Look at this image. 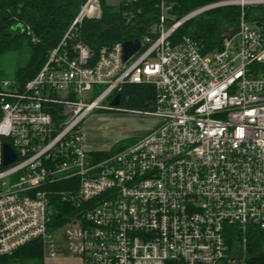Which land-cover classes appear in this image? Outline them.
Here are the masks:
<instances>
[{"label": "built area", "instance_id": "2783aa9c", "mask_svg": "<svg viewBox=\"0 0 264 264\" xmlns=\"http://www.w3.org/2000/svg\"><path fill=\"white\" fill-rule=\"evenodd\" d=\"M117 1L141 40L130 59L125 41L67 40L101 17L102 1L87 0L33 79L0 80V258L38 239L46 257L68 250L83 264H250L249 228L264 233V25L249 11L264 0H213L179 18L177 0H157L139 23L143 0ZM220 8L238 10L237 28L205 53L190 23ZM128 84L153 87L159 122L99 158L85 119ZM228 226L242 234L232 253Z\"/></svg>", "mask_w": 264, "mask_h": 264}, {"label": "trees", "instance_id": "16d2710c", "mask_svg": "<svg viewBox=\"0 0 264 264\" xmlns=\"http://www.w3.org/2000/svg\"><path fill=\"white\" fill-rule=\"evenodd\" d=\"M87 0H0V55L9 52L29 51V58L15 72V79L24 86L33 79L46 63L50 51L56 48L66 36L70 26ZM102 1V14L98 19H85L79 29L78 37L67 40H84L94 47L111 45L119 41H128L133 35L131 24L127 23V7L119 4L109 6ZM157 0H143L136 22L146 21L147 16L155 13ZM175 14L182 17L192 9L210 3L213 0H177ZM256 20L264 25V8L252 9ZM238 10L220 8L207 12L190 23L193 34L197 37L205 53L221 47V29L227 23L236 21ZM33 35H29L26 27ZM186 28V26H185ZM142 30V29H141ZM36 38L38 41L33 40ZM6 77L0 78V80ZM123 105L129 109L146 110L154 101L155 92L150 85H131L123 87L120 92ZM124 145L118 142L108 151H97L99 158L109 156ZM63 184L60 185L62 187ZM60 212L53 218V226L64 222L65 214L71 209L69 203L58 204ZM227 242L230 253L240 247L242 234L236 226L227 227ZM256 227H250L248 233L250 264H264V235ZM0 264H44V248L41 240H33L18 248L10 255L0 258Z\"/></svg>", "mask_w": 264, "mask_h": 264}, {"label": "rangeland", "instance_id": "374dc122", "mask_svg": "<svg viewBox=\"0 0 264 264\" xmlns=\"http://www.w3.org/2000/svg\"><path fill=\"white\" fill-rule=\"evenodd\" d=\"M105 1L109 6L117 7L119 5L117 0ZM175 18L178 17L175 16ZM232 27L237 28L236 21L227 22L221 29V35L229 32ZM28 58L29 51L27 50L0 55V78L15 79L17 67ZM94 96L95 90L85 93L82 97L86 101L91 100ZM113 98L104 101L102 106L89 114L84 122L85 141L97 143L102 151L110 150L118 142L126 145L137 141L138 138L145 136L150 129L152 130L153 124L157 125L159 122L153 114V101L148 104V109L136 110L127 108L123 102L119 107H113L111 105ZM91 156L93 157L92 153ZM51 210H56V206L52 205ZM44 264H83V260L80 255L62 250L56 257H46L44 254Z\"/></svg>", "mask_w": 264, "mask_h": 264}, {"label": "water", "instance_id": "95a60500", "mask_svg": "<svg viewBox=\"0 0 264 264\" xmlns=\"http://www.w3.org/2000/svg\"><path fill=\"white\" fill-rule=\"evenodd\" d=\"M262 23H257V26L261 27ZM141 47V40H128L123 43L124 48V59H130ZM122 96L121 94H117L113 100L111 101V105L113 107H119L121 105ZM3 153H4V164H9L13 162L17 155L10 144L4 143L3 145Z\"/></svg>", "mask_w": 264, "mask_h": 264}, {"label": "crops", "instance_id": "0c3cea01", "mask_svg": "<svg viewBox=\"0 0 264 264\" xmlns=\"http://www.w3.org/2000/svg\"><path fill=\"white\" fill-rule=\"evenodd\" d=\"M156 124H153V126H151V128L153 129L155 127ZM151 130V129H150ZM149 130V131H150ZM85 145L86 147L89 149V150H92V151H99L101 150L99 147V145L97 143H94V142H90V141H85Z\"/></svg>", "mask_w": 264, "mask_h": 264}]
</instances>
